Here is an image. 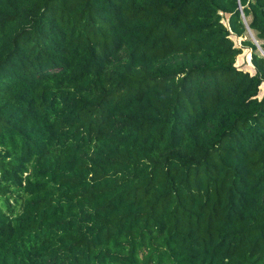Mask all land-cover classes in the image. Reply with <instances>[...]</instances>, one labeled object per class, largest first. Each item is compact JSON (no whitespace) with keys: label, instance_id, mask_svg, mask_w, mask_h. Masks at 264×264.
Segmentation results:
<instances>
[{"label":"trees","instance_id":"trees-1","mask_svg":"<svg viewBox=\"0 0 264 264\" xmlns=\"http://www.w3.org/2000/svg\"><path fill=\"white\" fill-rule=\"evenodd\" d=\"M248 27L264 0H0V264H264Z\"/></svg>","mask_w":264,"mask_h":264},{"label":"rangeland","instance_id":"rangeland-1","mask_svg":"<svg viewBox=\"0 0 264 264\" xmlns=\"http://www.w3.org/2000/svg\"><path fill=\"white\" fill-rule=\"evenodd\" d=\"M244 19H245V22L247 23L248 19L245 18V17H244ZM231 37L234 40L235 45L238 46V47H242L243 46L242 45V41L244 39L252 40L255 44L256 43L258 44V45L256 44L258 46L257 52L264 56L263 50L261 49L262 48L261 47L262 41L260 39H257L256 33L252 29L247 28L245 36H243V37H239V36H236L234 34H232ZM251 54H252V49L243 47V53L238 56L236 65L239 68H242L243 70L250 71V72L254 73L255 72V67H254V65L251 62ZM259 95L260 96H264V83L261 85ZM1 204H3V203H1Z\"/></svg>","mask_w":264,"mask_h":264},{"label":"water","instance_id":"water-1","mask_svg":"<svg viewBox=\"0 0 264 264\" xmlns=\"http://www.w3.org/2000/svg\"><path fill=\"white\" fill-rule=\"evenodd\" d=\"M248 28H250V27H248ZM257 44V43H256ZM258 45V44H257ZM262 49V48H261ZM263 50V49H262ZM263 53H264V51H263Z\"/></svg>","mask_w":264,"mask_h":264},{"label":"bare ground","instance_id":"bare-ground-1","mask_svg":"<svg viewBox=\"0 0 264 264\" xmlns=\"http://www.w3.org/2000/svg\"><path fill=\"white\" fill-rule=\"evenodd\" d=\"M252 35V34H251ZM264 54V53H263Z\"/></svg>","mask_w":264,"mask_h":264}]
</instances>
